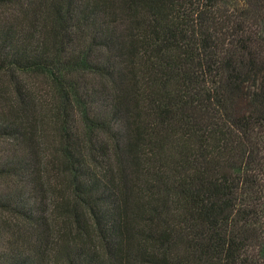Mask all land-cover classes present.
Instances as JSON below:
<instances>
[{"label":"trees","instance_id":"obj_1","mask_svg":"<svg viewBox=\"0 0 264 264\" xmlns=\"http://www.w3.org/2000/svg\"><path fill=\"white\" fill-rule=\"evenodd\" d=\"M0 264H264V0H0Z\"/></svg>","mask_w":264,"mask_h":264}]
</instances>
